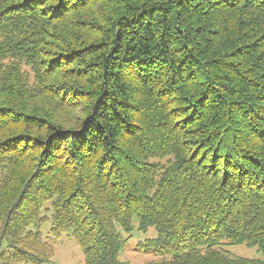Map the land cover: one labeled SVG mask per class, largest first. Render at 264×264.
I'll return each mask as SVG.
<instances>
[{
    "label": "trees",
    "instance_id": "trees-1",
    "mask_svg": "<svg viewBox=\"0 0 264 264\" xmlns=\"http://www.w3.org/2000/svg\"><path fill=\"white\" fill-rule=\"evenodd\" d=\"M264 264V0H0V264Z\"/></svg>",
    "mask_w": 264,
    "mask_h": 264
},
{
    "label": "rangeland",
    "instance_id": "rangeland-1",
    "mask_svg": "<svg viewBox=\"0 0 264 264\" xmlns=\"http://www.w3.org/2000/svg\"><path fill=\"white\" fill-rule=\"evenodd\" d=\"M51 223H44L41 232L44 240L53 246V256L49 263L45 264H85V255L83 249L76 243L71 232L63 233L60 237H54L50 234ZM122 236L127 239V243L120 254V260L123 264H145L149 261H156L159 257L148 253L136 251V247L140 243L146 242L148 239L158 235L154 227H150L148 231L138 230L137 226L127 233L121 230ZM229 257H240L249 259L264 260V252L258 246L248 245L246 243L238 244H222L215 247Z\"/></svg>",
    "mask_w": 264,
    "mask_h": 264
}]
</instances>
